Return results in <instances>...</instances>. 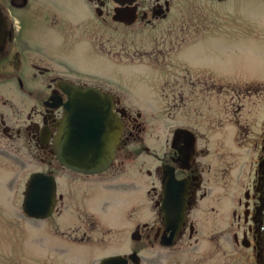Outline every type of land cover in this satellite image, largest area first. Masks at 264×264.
<instances>
[{
    "label": "rangeland",
    "instance_id": "rangeland-1",
    "mask_svg": "<svg viewBox=\"0 0 264 264\" xmlns=\"http://www.w3.org/2000/svg\"><path fill=\"white\" fill-rule=\"evenodd\" d=\"M32 2L53 7L60 21L47 24L37 10L17 9L12 15L19 20L15 37L72 81L103 80L116 87L130 112L139 111L148 127L141 142H130L102 174L87 177L61 166L55 170L59 202L47 219L23 212L24 186L15 184L21 173H0V264H100L106 256L134 251L142 256L140 264H260L253 222L245 219L244 211L247 201L251 208L258 201V164L264 158V0H228L203 14L207 25L219 26L207 27L177 53L203 70V76L194 78L198 87L190 79H169L163 66L148 63V56L121 61L101 52L94 37L102 41L109 35L101 30L113 37L121 31L96 29L88 0ZM195 2L212 8L208 0ZM88 15L91 30L85 32L77 24ZM191 31L194 38L198 30ZM163 33L155 28L127 32V37L140 42L161 34L162 42ZM140 44L145 54L155 46ZM181 92L187 107L179 100ZM178 126L199 136L195 159L201 182L184 234L168 247L147 235L163 225V162L143 146L170 155V138ZM6 224L11 229L7 240L1 236ZM138 226L141 240L133 239ZM244 238L251 240L249 247L243 245Z\"/></svg>",
    "mask_w": 264,
    "mask_h": 264
},
{
    "label": "flooded vegetation",
    "instance_id": "flooded-vegetation-1",
    "mask_svg": "<svg viewBox=\"0 0 264 264\" xmlns=\"http://www.w3.org/2000/svg\"><path fill=\"white\" fill-rule=\"evenodd\" d=\"M208 1L211 2V9L196 3L195 0H88L90 3L89 15L93 12V26L96 29L101 30L102 27H107L109 30L121 31V36L113 37L112 33L108 34L105 33V30H101L100 32L106 36L109 35L108 38L99 41L94 37L93 44L105 55L116 60L131 59V61H135V58L141 59L148 56L150 58L148 63L154 66H163L164 73L169 79H190V83L198 87L194 78L203 76V70L199 69V71L191 67L192 65L186 61L187 59L177 58V53L185 45L197 39L207 27L217 28L219 26L217 23L207 25L204 22L203 14L208 10L215 11L218 3L228 0ZM29 8H33L43 15L45 18L43 21L47 24H58L60 21L58 12H53L52 10H55L53 7L51 9L50 6H44L42 3L39 6L38 4L34 6L32 0H0V12L7 16L8 23L7 39L0 49V173L7 171L21 173L23 176L15 184L17 188L24 186V190L33 173L46 169L45 172L55 174L58 172L55 170H60V166L66 169L64 165H60L57 155L58 138L65 117V103L69 99L68 94L61 88L60 82L62 80L72 81L66 72H62L63 75H60L49 61L40 54H35L33 48L13 37V24L9 15L17 9L28 10ZM89 15L81 18L77 24V27H81L85 32L91 30V22L87 20ZM193 21L196 23L194 24ZM66 27L68 33H71L72 24L68 23ZM193 27L198 30L194 38L191 31ZM155 28H162V32H166V38L164 36L162 42L160 41L161 34L160 36L159 34L150 36L149 39L140 42L129 40L127 37V32L139 31L142 34ZM140 43H144V46L155 43V46L152 50H146L148 54H145L140 50ZM128 51H132V54ZM74 80L77 81L72 82L90 84L109 94L113 102V111L117 116L122 117L125 128L116 145L115 162L123 148L130 142H141V139L144 138L142 134L146 131V125L138 114L135 116L130 112L122 93L113 85L105 82L104 84L103 80L95 83H88L81 78ZM179 100L181 102L185 100L182 92L179 94ZM187 105L188 103L185 102L182 106L187 107ZM189 129L195 132V138L181 134L175 140L172 136L170 138V155L167 152L163 157H159L157 152L152 151L150 145L143 146L146 152L149 154L152 152L163 161L162 183L168 176L167 170L171 168L175 169L178 178H188L190 183H194L189 192L187 219L183 223L178 237L185 232L188 211L196 203V193L201 182L199 167L195 159L198 153L196 147L198 137L195 130ZM191 138L194 141L190 146ZM189 150H194V156L187 162ZM44 166H46L45 169H43ZM27 168H29V172ZM150 174H152L151 171ZM258 174V183L255 186L258 196L254 197L258 201L252 208L250 202L247 201L244 213L245 219L253 222L251 230H254V248L257 251L258 260L262 264L263 257L260 247L262 246L261 236L264 225V158L259 161ZM247 193L249 194L248 199H250L251 193L246 192V195ZM163 196L162 189L160 203ZM5 227L1 236L7 240L11 229L9 224H6ZM136 230L141 232V227L138 226ZM190 232L191 235L196 232L193 224ZM151 234L161 241L163 235H168L169 232L166 231L163 224L155 230H148L147 235L151 236ZM234 236L238 241V235ZM6 249L10 250L9 247Z\"/></svg>",
    "mask_w": 264,
    "mask_h": 264
},
{
    "label": "water",
    "instance_id": "water-1",
    "mask_svg": "<svg viewBox=\"0 0 264 264\" xmlns=\"http://www.w3.org/2000/svg\"><path fill=\"white\" fill-rule=\"evenodd\" d=\"M7 35L8 23L0 12V49ZM60 86L68 94L69 99L65 103V117L58 138L59 160L68 168L85 174L105 171L115 159L116 145L125 127L123 119L113 111V102L109 94L101 89L63 80ZM181 134L194 137L193 132L179 128L175 131V140ZM193 141L194 139L191 138L190 146ZM193 155V150L187 152V162ZM167 173L168 176L163 181L164 197L161 210L169 234L163 235L161 243L172 246L186 219V208L190 200L189 189L194 183H190L187 178H177L174 168L168 169ZM57 190L55 175L44 172L33 173L25 190L24 211L29 216L39 219L51 216L58 202ZM133 238L141 239L140 232L136 231ZM261 240L264 252V235L261 236ZM244 244L248 246L250 242L244 240ZM130 259L134 264H140L142 260L135 251L128 256L116 254L104 257L100 264H129Z\"/></svg>",
    "mask_w": 264,
    "mask_h": 264
}]
</instances>
